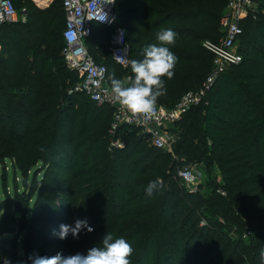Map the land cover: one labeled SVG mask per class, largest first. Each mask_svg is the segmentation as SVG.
Returning a JSON list of instances; mask_svg holds the SVG:
<instances>
[{"label": "trees", "instance_id": "16d2710c", "mask_svg": "<svg viewBox=\"0 0 264 264\" xmlns=\"http://www.w3.org/2000/svg\"><path fill=\"white\" fill-rule=\"evenodd\" d=\"M12 2L26 10L28 20L8 22L0 30V164L8 161L14 173L12 193L6 178L2 182L0 264L4 257L31 264L33 255H86L107 232L132 244V264H245L248 257L264 264V0L256 18L241 22L242 60L223 70L205 99L175 123L173 154L127 125L115 134L123 147L110 148L112 107L69 94L78 73L62 54V0L48 8L35 7L34 0ZM226 4L116 0L129 62L143 58L161 28L177 33L169 46L178 58L175 74L157 104L173 107L212 72L213 56L203 42L221 38ZM110 32L97 25L87 40L90 53L106 64L109 83L113 73L118 79L132 75L130 63L123 68L112 60ZM199 161L214 164L216 174L206 177L202 169V182L190 192L177 169ZM158 178L163 189L147 196V184ZM77 220H86L93 231L60 239V226ZM244 220L252 254L239 231L235 242L224 232Z\"/></svg>", "mask_w": 264, "mask_h": 264}, {"label": "built area", "instance_id": "2783aa9c", "mask_svg": "<svg viewBox=\"0 0 264 264\" xmlns=\"http://www.w3.org/2000/svg\"><path fill=\"white\" fill-rule=\"evenodd\" d=\"M43 1V0H40ZM260 0H227L225 11L219 20L221 38L216 41H204L203 46L211 52L212 72L203 84L184 93L173 107L157 104L154 115L132 114L123 109L113 99L108 71L105 63L97 61L90 53L87 40L97 25L111 30L108 40V52L112 60L125 68L129 63V45L125 28L118 24L116 0H62L65 24L62 30L64 48L63 57L69 69L76 70L78 80L69 89V94L82 93L97 105L112 107V121L109 129L112 148H122L123 143L115 138L122 125L136 126L142 129L151 145L173 154L178 135L174 132L175 123L193 105L202 102L217 76L232 64L242 60L238 51V39L242 34L241 22L247 18H256ZM17 20V10L12 0H0L1 27ZM2 40L0 32V54ZM177 177L188 191L194 192L203 180V170L196 163H188L177 169ZM222 195L225 192L220 190Z\"/></svg>", "mask_w": 264, "mask_h": 264}, {"label": "clouds", "instance_id": "9594fccd", "mask_svg": "<svg viewBox=\"0 0 264 264\" xmlns=\"http://www.w3.org/2000/svg\"><path fill=\"white\" fill-rule=\"evenodd\" d=\"M115 2V0H109ZM177 33L171 28H161L156 34L157 43L149 44L143 50V58L131 60L132 75L125 79L116 78L111 74L110 84L113 99L123 109L132 114L154 115L157 102L166 93V80H171L175 74L178 58L170 50L174 45ZM163 189V183L158 178L150 181L146 188V195L151 197ZM92 232L86 220H77L74 226L61 225L59 237L64 239L69 233L78 237L82 229ZM135 249L123 237H116L107 232L99 246L92 247L87 254L77 253L64 256L57 253L52 256H30L31 264H132ZM261 261H264V250L260 251ZM4 264H12L7 257Z\"/></svg>", "mask_w": 264, "mask_h": 264}, {"label": "rangeland", "instance_id": "374dc122", "mask_svg": "<svg viewBox=\"0 0 264 264\" xmlns=\"http://www.w3.org/2000/svg\"><path fill=\"white\" fill-rule=\"evenodd\" d=\"M55 3L61 5V0H49V1L44 2V3H41V2H39L37 0H34V6L37 7V8H48L49 6H51V5L55 4ZM16 10H17V20H16V22L26 23L27 20H28L26 10L24 8H18V7H16ZM226 70H227V68L224 71H226ZM224 71H222V72H224ZM175 128H176V126H175ZM139 129L142 131L141 128H139ZM174 132L176 134H178V132H176V129L174 130ZM109 146H110V148H112L111 147V143H110ZM207 150L208 151L210 150L209 144H207ZM201 163H203V162L199 161V166L201 167V169H203L206 172V177L207 176H210V178L215 177L216 170H215L214 164L210 163V165L208 166V164H206V163L205 164L204 163L201 164ZM4 166L5 167H2V164H0V198L2 197L3 192H4V188L2 186V182L5 180V178H6V181H7V191L10 192V193L13 192V176H14V173H13L12 167L9 164L8 161L5 162ZM4 173H6V174L4 175ZM15 174H16V181H17L18 187H19V189H21L22 188V182H21L20 172L17 171ZM216 183L221 185V182H217L216 181ZM209 190L210 189H208V191ZM206 194H208V193L206 192ZM220 221H223V219L220 218ZM248 230H249V225L244 220L243 224L230 226V227L226 228L224 232L226 234H228V236L232 239V241L235 242V236H237L238 231H239V233L241 235V239L245 243L244 247L249 248L248 251H250L251 254H252L253 253L252 250H254L253 244L250 242L248 237L244 236V232H246ZM246 254L248 256V253H246ZM197 255H198V253L193 255V256L196 257ZM251 261L252 260L249 259V257H248V260H246L245 264H254ZM256 264H259V263H256Z\"/></svg>", "mask_w": 264, "mask_h": 264}, {"label": "bare ground", "instance_id": "6f19581e", "mask_svg": "<svg viewBox=\"0 0 264 264\" xmlns=\"http://www.w3.org/2000/svg\"><path fill=\"white\" fill-rule=\"evenodd\" d=\"M37 1H39V2H41V3H44V2H47V1H49V0H43V1L37 0Z\"/></svg>", "mask_w": 264, "mask_h": 264}]
</instances>
